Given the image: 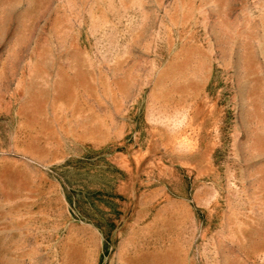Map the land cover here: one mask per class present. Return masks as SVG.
I'll return each mask as SVG.
<instances>
[{"label": "rangeland", "instance_id": "1", "mask_svg": "<svg viewBox=\"0 0 264 264\" xmlns=\"http://www.w3.org/2000/svg\"><path fill=\"white\" fill-rule=\"evenodd\" d=\"M0 264H264V0H0Z\"/></svg>", "mask_w": 264, "mask_h": 264}]
</instances>
